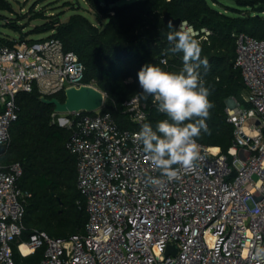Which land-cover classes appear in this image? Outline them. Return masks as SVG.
I'll use <instances>...</instances> for the list:
<instances>
[{
  "label": "built area",
  "instance_id": "built-area-1",
  "mask_svg": "<svg viewBox=\"0 0 264 264\" xmlns=\"http://www.w3.org/2000/svg\"><path fill=\"white\" fill-rule=\"evenodd\" d=\"M178 28L198 34L186 22ZM200 31L204 38L210 33ZM232 35L245 92L243 102L225 101L233 125L226 153L181 135L173 165L161 170L140 133L120 129L103 111L105 100L92 112L53 111L51 122L70 134L65 146L76 158L83 230L53 237L33 229L22 239L31 194L17 185L20 163L0 161V264H14L13 246L21 256L43 246L36 264H264V38ZM9 41H0V156L18 116L19 93L35 89L49 98L72 87L97 88L83 83V64L59 39ZM124 107L133 123L145 121L138 95ZM177 110L181 119L182 107ZM168 246L174 253H166Z\"/></svg>",
  "mask_w": 264,
  "mask_h": 264
},
{
  "label": "trees",
  "instance_id": "trees-1",
  "mask_svg": "<svg viewBox=\"0 0 264 264\" xmlns=\"http://www.w3.org/2000/svg\"><path fill=\"white\" fill-rule=\"evenodd\" d=\"M83 1L94 22L75 11L65 22L51 17L28 34L18 18L3 25L20 33L14 40L35 41L27 38L29 34L46 31L47 37L59 39L66 51L74 52L84 66L83 83H93L105 94L103 111L111 113L120 129L140 133L144 149L156 156L161 170L173 165L181 135L226 153L233 125L226 120L225 101L234 96L243 102L245 92L234 66L232 34L264 38V0H232L235 6L219 0ZM164 10L198 34L166 25ZM4 12L15 13L10 0H0L1 20L8 18ZM202 28L210 31L205 38ZM9 38L0 35L1 42L11 43ZM187 41L192 46L187 47ZM133 95L146 105L140 125L130 120L124 107ZM53 97L64 101L62 92ZM16 103L18 116L0 161L20 163L17 185L31 194L24 205L22 239L33 229L53 237L82 232L87 215L76 186V158L65 146L69 131L51 122L54 107L41 101L35 89L19 93ZM177 106L182 107L181 119L173 114ZM43 250L42 246L21 256L13 246L14 264H36Z\"/></svg>",
  "mask_w": 264,
  "mask_h": 264
},
{
  "label": "rangeland",
  "instance_id": "rangeland-1",
  "mask_svg": "<svg viewBox=\"0 0 264 264\" xmlns=\"http://www.w3.org/2000/svg\"><path fill=\"white\" fill-rule=\"evenodd\" d=\"M15 13L4 12L8 18L0 19V35L8 36L11 38H17L19 36L18 31H14L11 28L4 26L3 22L6 20L20 19L19 25L23 26L22 29L26 34L32 32V30L41 25L44 22L51 21L52 18H57L61 22H65L69 15L75 11H80L85 14L94 22V17L87 11V7L83 0H10ZM222 3L230 6H235L232 0H219ZM212 6L223 9L219 5L212 3ZM225 12H227L225 10ZM264 15V12H262ZM52 17V18H51ZM49 35V32L33 33L29 34L27 38L42 39ZM190 41H187V47Z\"/></svg>",
  "mask_w": 264,
  "mask_h": 264
},
{
  "label": "water",
  "instance_id": "water-1",
  "mask_svg": "<svg viewBox=\"0 0 264 264\" xmlns=\"http://www.w3.org/2000/svg\"><path fill=\"white\" fill-rule=\"evenodd\" d=\"M162 20L166 25L172 28H178L181 22L180 18L171 17L166 10L162 12ZM40 100L47 104L53 105L54 111L58 113H67L78 110L92 112L102 106L105 96L104 93L98 88L83 85L78 88L72 87L66 89L64 92L63 102L58 100L56 97L48 98L45 96H41ZM4 149L5 145H0V153L3 152ZM173 249V246H168L166 248V253H174Z\"/></svg>",
  "mask_w": 264,
  "mask_h": 264
}]
</instances>
